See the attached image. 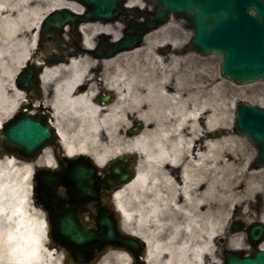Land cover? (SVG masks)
Wrapping results in <instances>:
<instances>
[{"label": "bare ground", "instance_id": "1", "mask_svg": "<svg viewBox=\"0 0 264 264\" xmlns=\"http://www.w3.org/2000/svg\"><path fill=\"white\" fill-rule=\"evenodd\" d=\"M128 3L144 5L141 0ZM65 7L82 10L69 0H0V52L16 40L20 49L14 59L20 69L35 47L25 51L21 22L31 20L38 30L46 14ZM166 30L159 28L145 37L141 47L110 58L99 59L84 51L66 64L46 67L45 92L55 81L54 93L46 96L45 103L52 109L67 155L91 156L100 167L115 156L140 155L137 178L118 190L115 200L123 214V230L147 240L148 264H205L206 258H213V240L225 230L233 208L244 210L252 203L254 180L262 171L251 169L254 154L244 157L238 147L244 138L229 133L212 139L215 125L225 123L223 87L208 83L203 99L198 83H185L194 75L185 63L193 55L162 54L151 42ZM81 31L83 47L91 50L100 34L120 38L122 26L94 22L82 25ZM211 91L223 96L221 105L217 97L211 102ZM105 93L114 99L104 101ZM24 94L17 86L8 89L0 83V127L26 100ZM138 123L144 129L129 136ZM2 163L12 168L15 177L9 181L4 172L0 174L4 177L0 180V264H63L59 251L45 241L27 242L42 235L44 215L39 217L35 209L30 213L32 209L19 198L22 182H15L16 167L21 168L24 183L30 181L35 166H52L50 150L32 163L13 155H4ZM168 165L183 166L181 181L173 178ZM129 201L136 205L133 211ZM1 214L7 216L4 223ZM130 260L127 251L109 249L91 264H129Z\"/></svg>", "mask_w": 264, "mask_h": 264}, {"label": "water", "instance_id": "2", "mask_svg": "<svg viewBox=\"0 0 264 264\" xmlns=\"http://www.w3.org/2000/svg\"><path fill=\"white\" fill-rule=\"evenodd\" d=\"M79 1L89 7L86 14L78 15L64 8L54 11L44 25L59 33L67 22L74 23L76 19L80 22L114 21L119 15H128L132 11L136 17L146 13L138 8H125V0ZM155 1L158 10L153 18L146 13L147 21L142 26L132 24L121 40L110 43L109 56L139 46L147 32L166 23L174 14L186 17L194 29L191 49L223 55L221 68L225 77L237 83L264 79V0ZM103 41L108 44L107 36L103 35ZM36 68L35 61L30 60L17 80L18 86L29 88L31 80L37 81L34 76ZM235 121L238 132L251 140L259 150L256 165L264 166V108L241 102ZM55 138V130L48 117L22 109L0 130V152H13L25 160L35 159L43 147L53 143ZM121 159L119 157L113 162L111 174L104 180L98 178V169L92 159L85 156L71 160V169L65 174H55L48 169L36 170V177L40 176V179L34 188L35 198L50 213V236L55 243L69 251L74 263L88 264L97 254L114 246L127 249L135 256L136 264H144L139 256L145 242L138 237L122 234L111 213L99 208L98 215L94 217V227L86 225L79 215L89 202L99 199L102 185L115 189L129 182L130 177L124 173L126 160ZM61 186L67 190L65 197L58 193ZM21 240L24 245L23 236ZM40 240L41 237L36 235V239L31 238L27 242ZM227 264H264V252H258L255 258L232 256Z\"/></svg>", "mask_w": 264, "mask_h": 264}, {"label": "rangeland", "instance_id": "3", "mask_svg": "<svg viewBox=\"0 0 264 264\" xmlns=\"http://www.w3.org/2000/svg\"><path fill=\"white\" fill-rule=\"evenodd\" d=\"M142 3L147 4H153V0H141ZM174 24L168 25L167 30L164 33L157 34L155 37L151 39V42L154 44L155 47H159L164 45L168 40H171L176 44L179 48L183 46L188 39L191 37V29L187 22L182 19L174 18L173 21ZM120 25V24H118ZM20 38L23 40V47L26 45L27 48H25V51H29L28 48H33L35 44V35H37V29H34V23L31 20H26L21 22V28L19 31ZM17 43H10L7 45V50L0 52V83H2L3 87L11 89L15 84V75L20 70L18 69L20 64L16 63L14 59V53L20 49V44L15 40ZM176 46V47H177ZM221 62L222 57L217 54H200L196 53L193 55V58L191 60L186 61V64H189L193 66L194 70V77H188L189 79H184L188 83L196 84L198 83V87H200V90L202 92V98L204 99L206 95V87L208 83L213 84V86L221 85L223 87V92L225 95V105L223 106L225 111V123L222 125H215L214 129H216V137L221 138L223 136H227L229 133H233L234 135H237L238 137H241L235 126L234 117H235V111L236 106L241 101H248L254 104H260L264 105V81H259L251 84H237L235 82L229 81L223 77L221 74ZM197 68V69H196ZM191 78H193L191 80ZM193 85V86H196ZM27 96V95H26ZM25 97V94H24ZM218 99V103L221 105L223 96L220 94H213V92H210V100L213 103L215 99ZM23 100V99H22ZM235 106V108H234ZM243 138V137H242ZM245 141L239 144L238 147H242L244 157L246 155H253L255 153L253 144L250 143L248 140L244 139ZM229 147H234L231 144ZM4 155H8V153L0 154V174L4 175L6 174L9 178V181L11 177H15L12 168L3 165L2 163V157ZM230 155V154H229ZM232 157V155H231ZM18 170L16 181L22 180V171L21 168H14V171ZM4 178L0 176V180ZM15 181V182H16ZM23 181V180H22ZM255 190L250 195V201L253 206L255 204H259L260 201L264 203V170L256 176L255 178ZM31 182L26 180L22 184V188L20 190V195L23 197L24 202H26L29 206L28 209H32L30 212L35 213L33 209L36 210L38 213L37 215L42 218L44 215L43 209L37 205L33 204V201L31 200ZM259 195V196H258ZM130 205V211H133V207ZM248 208H252L251 206H248ZM240 209V208H239ZM253 209V208H252ZM246 210V209H245ZM235 211V209H234ZM237 211H239L237 209ZM247 212V211H246ZM254 212V210H252ZM247 214H251L250 212H247ZM3 223L5 222V218H7L6 214H1ZM43 221V219H42ZM132 225H135L133 222ZM47 241H45L46 243ZM49 248L50 245H48ZM55 249V248H51ZM116 249V248H114ZM59 254L62 255L63 259V253L65 252L63 249L58 250ZM4 254V255H3ZM2 254V256H6L5 252ZM66 257V256H65ZM64 257V258H65ZM166 257V256H165ZM67 262L70 264V261L66 257Z\"/></svg>", "mask_w": 264, "mask_h": 264}, {"label": "flooded vegetation", "instance_id": "4", "mask_svg": "<svg viewBox=\"0 0 264 264\" xmlns=\"http://www.w3.org/2000/svg\"><path fill=\"white\" fill-rule=\"evenodd\" d=\"M127 19V18H125ZM132 19L128 17L127 21ZM127 22V23H128ZM77 28H70L67 32V39H68V46L67 49L62 50L57 46H51V50L46 51V54L43 56V58L47 57L49 54H54L56 52V55L63 54L65 51V59L68 61L70 58L80 55L83 51V36L80 32L77 31ZM53 43V40L48 41L46 38H42L41 44H40V51L46 48L47 43ZM99 41H97V44ZM54 81H51V84L49 86V94L50 96L54 93ZM214 137V136H213ZM52 151L54 153V156L57 160L56 170L62 171L66 168L64 161H65V152L64 147L60 140L56 141L52 147ZM168 168L172 169V176L173 178L177 179L178 181L182 180V172H183V166H167ZM204 188V186H203ZM105 206L107 209H110L111 206L107 203H105ZM264 213L263 209L259 206L258 209L255 212V217H251L249 221H247V217H245L244 220V226L242 227L241 232H233L234 226L232 224H229L227 226V229L224 234L220 235L216 240V251L215 255L220 260V263H223L225 260V254L228 250L233 249H239L240 252L244 256H252L255 253V250L262 249L264 250V234L259 235L257 239L255 237L258 236V233H253V223L260 220L262 214ZM260 243L257 244V240H260ZM236 244V246H235Z\"/></svg>", "mask_w": 264, "mask_h": 264}]
</instances>
